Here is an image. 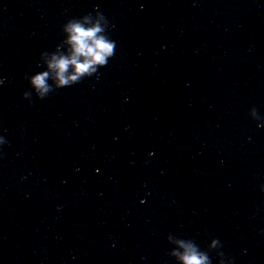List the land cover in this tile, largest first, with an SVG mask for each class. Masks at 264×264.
Returning <instances> with one entry per match:
<instances>
[{
  "label": "water",
  "instance_id": "obj_1",
  "mask_svg": "<svg viewBox=\"0 0 264 264\" xmlns=\"http://www.w3.org/2000/svg\"><path fill=\"white\" fill-rule=\"evenodd\" d=\"M94 9L99 79L23 99ZM0 79V264H177L169 233L264 264V0H0Z\"/></svg>",
  "mask_w": 264,
  "mask_h": 264
},
{
  "label": "clouds",
  "instance_id": "obj_2",
  "mask_svg": "<svg viewBox=\"0 0 264 264\" xmlns=\"http://www.w3.org/2000/svg\"><path fill=\"white\" fill-rule=\"evenodd\" d=\"M113 27L105 15L95 9L83 16L67 19L60 29L63 38L55 49L39 54L36 67L40 70L25 76L29 90L22 94V98L31 103L33 94L43 100L54 90L71 87L85 78L96 75L99 79L98 70L107 66L115 54L116 41L109 35ZM3 84L4 80L0 79V86ZM249 115L257 122L258 128H264V116L258 115L256 107L250 109ZM6 143L5 136L0 134V149ZM3 155L0 151V158ZM259 190L264 194V184ZM167 241L174 245L170 255L177 264H212L208 252L201 250L194 239L169 233ZM221 248L217 238L208 244V250L216 252L218 264H232L231 259L220 251Z\"/></svg>",
  "mask_w": 264,
  "mask_h": 264
}]
</instances>
